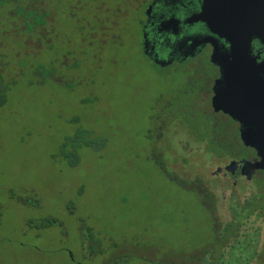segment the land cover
I'll return each instance as SVG.
<instances>
[{
	"label": "rangeland",
	"instance_id": "374dc122",
	"mask_svg": "<svg viewBox=\"0 0 264 264\" xmlns=\"http://www.w3.org/2000/svg\"><path fill=\"white\" fill-rule=\"evenodd\" d=\"M120 2L57 4L48 48L0 19L8 65L13 54L27 58L0 103V264H112L119 255L127 259L119 264L187 262L211 226L196 190L203 183L213 215L228 219L231 179L211 176L220 160L204 159L202 142L170 123L183 107L204 109L203 76L193 62L149 63ZM38 59L61 61L50 78L34 74ZM164 126L166 169L187 181L168 179L149 155ZM239 191L240 199L248 192ZM44 217L60 225L26 224ZM261 219L252 222L260 232ZM82 226L99 241L90 253Z\"/></svg>",
	"mask_w": 264,
	"mask_h": 264
},
{
	"label": "trees",
	"instance_id": "16d2710c",
	"mask_svg": "<svg viewBox=\"0 0 264 264\" xmlns=\"http://www.w3.org/2000/svg\"><path fill=\"white\" fill-rule=\"evenodd\" d=\"M80 1L46 0L44 3L43 0H0V11L3 13L0 19L11 21L12 28L8 32L19 33L27 41L29 38L35 37L33 40L41 41L48 48L46 42H48V31H50L49 23L53 16L52 8L57 7V4L59 6L63 4L69 8L74 4H80ZM12 58V63L8 65L7 56L0 52V103L4 101L5 94L14 83L15 77L23 74L22 64L26 63L25 59H27L24 58L23 54L17 56L13 54ZM37 61L33 65L34 74L38 76L48 75L51 78L61 60H55V63L39 59ZM195 65L205 66L204 63ZM203 108L202 112L196 113L194 111L185 123L190 134L203 140L207 150L213 156L219 158L238 156L243 151V146L234 122L224 115L213 113L208 104L204 105ZM151 150L153 151V148ZM152 151L149 154L151 159H153ZM159 157L157 164L164 171L163 161ZM74 162L69 163L73 165ZM164 172L168 179L175 182L181 181V178L178 179L168 170ZM261 179L255 184L253 190L241 199L238 198V195L227 199L228 219L225 221H218L213 215L214 201L212 195L205 189L200 191L196 188L199 193V203L203 206L205 215L211 223L208 235H206L203 244L190 254L187 262L175 259L158 264H264V230L260 232V227L252 223L259 220L262 215L264 216V171L261 174ZM192 182L189 183V186ZM261 220L264 223V217ZM26 224L36 229L51 224L60 225L58 221L50 217H44L34 222L27 220ZM82 234L89 240L93 236L89 226H82ZM92 249L88 245L89 253ZM126 260L123 255H119L110 258L108 261L112 264H119Z\"/></svg>",
	"mask_w": 264,
	"mask_h": 264
},
{
	"label": "flooded vegetation",
	"instance_id": "af4514ba",
	"mask_svg": "<svg viewBox=\"0 0 264 264\" xmlns=\"http://www.w3.org/2000/svg\"><path fill=\"white\" fill-rule=\"evenodd\" d=\"M130 1V4L126 3L127 0H122V2L120 3H124L123 6L127 8L126 21L130 20L131 25L133 24L134 28L138 30V50L140 51V53L149 63L157 66L160 70L167 68L172 64L182 66L187 63L193 62L195 73L203 76V86L197 87V89H199L202 94H204V105L208 104L213 113L224 115L230 118L236 126L237 134L239 137L238 122L233 120L227 114L223 113L221 110L214 111L210 104V100L213 95L212 85L214 81L218 79L220 75V69L217 65L212 64L209 61L212 45L208 41V39H213L215 44L220 49H227L228 43L222 37L211 33L204 22L193 18L194 15L200 11L202 0ZM112 13L114 15H119V8L117 6L113 7ZM115 35L116 34H113V36ZM250 50L251 55L255 56L256 61H260L264 57V46L261 45L257 40H252L250 42ZM200 60L201 62L194 63ZM201 63H204L205 66L195 65ZM188 77L190 79V76ZM191 79L192 80H188V82H190V86L194 84L195 78ZM191 88L193 89L194 87ZM194 111L195 110L189 108L185 109L183 107L181 108L180 119H178V116L174 117L170 123L175 122L174 120L182 122L183 129L189 132L185 123L188 121V118L192 116V113ZM196 111L202 112L203 109L200 105H198ZM165 127L166 126H164L162 129L160 137H158V139L155 141V145L152 151V161L154 160L153 164L161 169V167L157 164V159L160 156L159 158L163 161V168H165V170L167 171L166 163L164 162V159L162 157V152L163 154L166 153L161 141L163 130ZM193 138L197 139L195 137ZM197 140L202 142L203 146L198 150H203V153H201V155L202 157H204V159L212 157L216 160H220V164L215 166L213 172H211V176L219 175L222 178L231 179L230 184L233 190L230 191L228 198L237 195L236 190H240L239 192L248 190V194L253 190L255 184L262 180L261 174L264 169L252 170L248 178L244 174V168L242 169V165L239 163V161L247 160L252 162L256 159V156L255 151L248 146H244L240 138L239 140L242 143L243 151L236 157L221 158L213 156L212 153L207 150L205 142L203 140ZM231 162H233V164L230 165ZM228 165L229 169H226V166ZM181 180L187 181L183 180L182 178ZM197 189L200 191H204L205 189L210 195H212L206 188L205 183H203L202 186L197 187ZM212 198L215 207V197L212 195ZM262 217L264 216L262 215L261 218ZM98 242V239L95 238L94 235L92 236L91 240L88 239V245L92 248L94 245H98Z\"/></svg>",
	"mask_w": 264,
	"mask_h": 264
},
{
	"label": "water",
	"instance_id": "95a60500",
	"mask_svg": "<svg viewBox=\"0 0 264 264\" xmlns=\"http://www.w3.org/2000/svg\"><path fill=\"white\" fill-rule=\"evenodd\" d=\"M193 18L228 43L220 49L208 39L209 61L220 69L210 104L238 122L241 142L255 151L254 161H239L248 178L264 169V57L256 61L250 50L252 40L264 46V0H202Z\"/></svg>",
	"mask_w": 264,
	"mask_h": 264
}]
</instances>
